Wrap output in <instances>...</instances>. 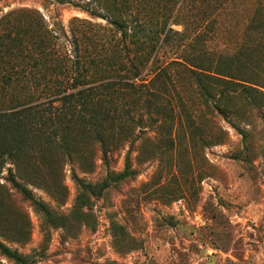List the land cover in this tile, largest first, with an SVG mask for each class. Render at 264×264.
I'll return each mask as SVG.
<instances>
[{
    "label": "rangeland",
    "instance_id": "obj_1",
    "mask_svg": "<svg viewBox=\"0 0 264 264\" xmlns=\"http://www.w3.org/2000/svg\"><path fill=\"white\" fill-rule=\"evenodd\" d=\"M121 1L109 0V6L118 7ZM132 1L134 14L151 27L160 21L168 36L136 81L126 76L136 62L129 45L120 47L112 62L118 73L104 71V57L116 51L113 37L120 34L92 0H0V20L14 11L38 12L50 30L62 25L69 36L75 32L81 38L87 65L91 57L104 58L93 86L101 87L99 105L108 117L102 111L98 116L110 149L105 162L102 144L77 130L70 139L74 151L67 157L53 147L54 135L43 137V152L20 164L19 181L54 214L65 217L67 226L48 228L3 173L0 206L5 219L0 225L7 226L3 232L11 237L0 240L23 255L26 264H264V109L235 94L228 100L231 112L220 113L201 98L198 75L185 63L174 64L198 63L204 50L217 55L203 56L211 66L220 56H235L259 8L258 23L264 22V0ZM68 46L63 52H71ZM262 59L259 48L251 58L241 56L234 68L244 64V71L249 76L256 71L264 84ZM162 68L169 76L145 87ZM204 86L214 91L215 100L226 88L209 78ZM33 93L35 100L48 101L44 92ZM153 93L162 96L158 105L151 103ZM128 155L132 178L87 196L89 203L75 212L80 188L74 175L88 184L103 183L124 171ZM30 180L44 181L47 189ZM19 225H25L24 237ZM114 225L122 227L117 240Z\"/></svg>",
    "mask_w": 264,
    "mask_h": 264
},
{
    "label": "trees",
    "instance_id": "obj_2",
    "mask_svg": "<svg viewBox=\"0 0 264 264\" xmlns=\"http://www.w3.org/2000/svg\"><path fill=\"white\" fill-rule=\"evenodd\" d=\"M92 2L96 4V8L107 13L108 24L120 34L119 38L113 37L116 51L113 55L107 54L104 57L108 62V68L104 67V71L111 69L118 73L113 69L112 62L118 50L121 52L120 47L129 45L136 62L126 72V76L133 81L138 80L150 66L162 40L167 39V26L157 21L155 26L151 27L146 18L134 14L135 2L132 0H122L118 7L109 6V0H92ZM259 9L256 10L247 29L246 38L235 56L231 58L220 56L219 62L211 66L208 63L204 64L203 56L217 57V55L204 50L198 55V63L189 60L174 62L178 65L185 63L188 65V71L198 75L201 98L206 105L213 106L220 113L231 112L228 100L235 94L244 96L249 105L260 110L264 109V84L259 81L261 76L256 71L249 76L244 71V64L234 68L235 62L241 61V56L251 58L252 53L259 48L262 49V60H264V22L258 23ZM80 41L81 38L79 40L75 32L69 36L62 25H59L58 30H50L38 12L14 11L0 20V178L3 173H7L5 181L41 214L48 228L67 226L66 218L54 214L44 202L37 199L33 191L24 182L19 181V172H17L20 164L27 160V156L30 155L34 159L32 154L38 155L43 152L40 144L42 138H51L54 135L57 141H51L53 147L57 145V150L70 157L74 151V148H70L71 137L75 136L77 130L90 133L102 144L104 161L107 162L109 159L110 149L103 134V119L98 116V112L102 111V117H108V114L99 105L102 102L98 92L101 87L93 86L95 82L93 77L101 73L103 67L101 62L103 63L104 58L98 61L91 57L87 65L88 58ZM67 45L71 47V52L70 50L63 52L66 49L64 46ZM97 58L100 59L101 55ZM189 62L191 64H188ZM166 69L158 70L145 87L149 88L159 78L169 76ZM259 69L264 70L262 66ZM38 73L41 76H37ZM206 78L225 84L226 88L219 92L218 99L215 100L214 91L212 93L205 88ZM246 83H250L251 86ZM33 85L34 90H32ZM109 86L112 87V84ZM35 91L47 94L48 101L40 102L39 98L35 100L33 93ZM152 97L153 105L161 102L162 96L153 93ZM36 101L39 103L35 104ZM78 119L85 125H80ZM243 135L245 139L246 136ZM134 174L131 169V158L128 155L124 171L109 176L103 183L88 184L74 175L80 188L74 211L83 210V207L89 203L87 196L102 194L111 183L119 184L132 178ZM30 181L36 187L47 189L43 184L44 181L42 184ZM7 196L9 197V194ZM3 211L4 208L0 206V219H5ZM5 227H7L5 224L0 225V231L2 230L0 237H11L3 232ZM17 228H20V235L24 237L25 233L22 231L25 225H19ZM114 230V237L117 240L122 227L114 225ZM2 258L14 264H26L23 255L0 240V264H3Z\"/></svg>",
    "mask_w": 264,
    "mask_h": 264
}]
</instances>
